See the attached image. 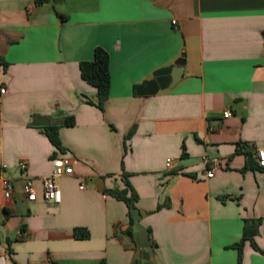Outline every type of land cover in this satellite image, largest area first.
Masks as SVG:
<instances>
[{
	"label": "crops",
	"instance_id": "1",
	"mask_svg": "<svg viewBox=\"0 0 264 264\" xmlns=\"http://www.w3.org/2000/svg\"><path fill=\"white\" fill-rule=\"evenodd\" d=\"M96 47L109 58L102 110L86 103L96 90L79 71ZM181 55L178 83L137 95ZM1 89L0 264H133L134 221L107 192L124 189V177L151 263L238 264L232 246L249 218L261 219L254 241L264 251V168L252 156L264 148V0H0ZM39 118L48 125L33 126ZM62 156L77 163L51 204L42 178ZM25 176L32 203L19 188ZM242 264H264V254L245 242Z\"/></svg>",
	"mask_w": 264,
	"mask_h": 264
},
{
	"label": "trees",
	"instance_id": "2",
	"mask_svg": "<svg viewBox=\"0 0 264 264\" xmlns=\"http://www.w3.org/2000/svg\"><path fill=\"white\" fill-rule=\"evenodd\" d=\"M48 0H34L36 5H40L42 3L47 2ZM80 76L84 82L88 85L92 86L96 90V98L95 101H91L90 99H86V103L90 105L96 106L99 110H102L105 104V101L108 98L109 90H110V74H109V58L106 51H104L100 47H96L93 52V60L89 62H81L79 64ZM135 87L134 89H136ZM73 118L66 117L64 119L65 126L73 125ZM45 135L47 136L50 143L53 147L59 152H63V147L58 137L57 127L56 126H48L45 128ZM131 135L129 133L126 138ZM251 166H253V161L251 159ZM256 164V163H255ZM125 188L122 190H108V194L113 198L121 200L124 202L128 209V215L130 217V222L133 223V220L130 216V209L134 207L133 201L136 199V194L132 187L130 186L126 177L123 179ZM260 218H249L243 220V228L242 235L236 244L232 247L238 251V264H242V247L245 242H249L252 248L261 254H264V251H261L255 241L254 238L258 234V228L260 225ZM75 236L85 237L84 233L81 229L74 230ZM128 235L132 238V232L129 228L127 230Z\"/></svg>",
	"mask_w": 264,
	"mask_h": 264
},
{
	"label": "built area",
	"instance_id": "3",
	"mask_svg": "<svg viewBox=\"0 0 264 264\" xmlns=\"http://www.w3.org/2000/svg\"><path fill=\"white\" fill-rule=\"evenodd\" d=\"M172 24L175 25V21H172ZM0 93H4V89L0 90ZM230 116V111L226 110L223 112V117L227 118ZM252 156L256 165L259 168H264V148H255L253 149ZM77 163V159L72 156H62V157H53L51 159V173L42 178V196L44 201L51 204L60 203V189H59V180L63 177H70L73 174V167ZM171 160L166 161V166L169 167ZM216 162L213 163L208 171L206 172V177H213L214 171L216 170ZM20 171H26L27 165L26 162L21 160L17 164ZM5 168V166L3 167ZM21 193L24 195V199L27 203H32L36 200V192L34 189L33 181L30 177L25 176L19 186ZM82 189L83 186L81 185ZM14 193V186L10 181H6L3 185V200L8 203L12 200ZM17 238H22L24 236V231L19 229L16 232Z\"/></svg>",
	"mask_w": 264,
	"mask_h": 264
},
{
	"label": "water",
	"instance_id": "4",
	"mask_svg": "<svg viewBox=\"0 0 264 264\" xmlns=\"http://www.w3.org/2000/svg\"><path fill=\"white\" fill-rule=\"evenodd\" d=\"M184 56L181 55L170 66L161 68L153 74V78L145 83V85L137 89L136 93L139 96H147L156 94L159 90H164L173 87L178 83L183 76ZM48 120L44 118L37 119L33 126H47ZM57 124H62L61 122ZM130 216L134 221L132 225V232L135 239L137 256L133 264H153L150 262L151 253L149 251L151 244L148 236V231L144 229L139 221L143 213L132 207L130 209Z\"/></svg>",
	"mask_w": 264,
	"mask_h": 264
}]
</instances>
